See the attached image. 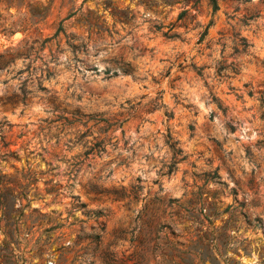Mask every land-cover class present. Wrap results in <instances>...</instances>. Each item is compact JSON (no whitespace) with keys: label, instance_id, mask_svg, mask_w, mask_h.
Here are the masks:
<instances>
[{"label":"rangeland","instance_id":"rangeland-1","mask_svg":"<svg viewBox=\"0 0 264 264\" xmlns=\"http://www.w3.org/2000/svg\"><path fill=\"white\" fill-rule=\"evenodd\" d=\"M217 6L0 0V264H264V0Z\"/></svg>","mask_w":264,"mask_h":264},{"label":"trees","instance_id":"trees-1","mask_svg":"<svg viewBox=\"0 0 264 264\" xmlns=\"http://www.w3.org/2000/svg\"><path fill=\"white\" fill-rule=\"evenodd\" d=\"M209 1H210V3H211L212 6H213V10L216 11V10L218 9V6H217V0H209ZM186 13H187V11H184L182 14H186ZM206 29H207V28H206ZM199 72H200V71H199ZM214 100L216 101V99H214ZM171 150H172V152H173V154H174V158H175L174 165H175L177 162H179V161L182 160V159H180V160L178 159V157L181 155L182 151L179 150V149H177L175 143L171 145ZM170 170H171L170 172H172V168H171Z\"/></svg>","mask_w":264,"mask_h":264}]
</instances>
